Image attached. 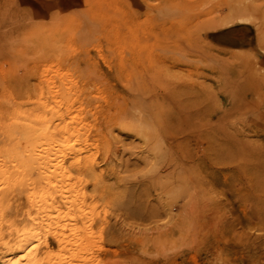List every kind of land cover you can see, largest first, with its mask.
<instances>
[{
	"label": "rangeland",
	"instance_id": "rangeland-1",
	"mask_svg": "<svg viewBox=\"0 0 264 264\" xmlns=\"http://www.w3.org/2000/svg\"><path fill=\"white\" fill-rule=\"evenodd\" d=\"M58 69L92 148L72 219L8 194L39 264H264V0H0V141Z\"/></svg>",
	"mask_w": 264,
	"mask_h": 264
},
{
	"label": "bare ground",
	"instance_id": "bare-ground-1",
	"mask_svg": "<svg viewBox=\"0 0 264 264\" xmlns=\"http://www.w3.org/2000/svg\"><path fill=\"white\" fill-rule=\"evenodd\" d=\"M55 78L58 84L53 80L47 85L46 94L41 92L17 103L6 121L0 141V230L14 225L5 212L9 205L8 194L17 187L22 191L25 187L28 189V200L32 206L37 205L40 213L54 210L58 218H73L68 212L62 215L59 206H53V196L44 184H49L64 202L79 205V212H83L84 193L71 182L66 164L75 160L76 153L91 151L92 143L83 132L86 125L78 121L80 114L73 111L76 82L61 69L55 71ZM38 212H27V218L35 223ZM39 236L40 232L30 224L14 225L13 238L2 239L5 251L0 264L24 261H28L24 264H39L34 253ZM80 239H73L71 244L81 242ZM58 242L69 244V238L59 237Z\"/></svg>",
	"mask_w": 264,
	"mask_h": 264
}]
</instances>
